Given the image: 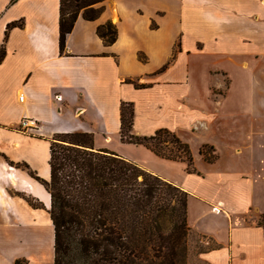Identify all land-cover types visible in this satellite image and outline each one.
<instances>
[{
    "label": "crops",
    "instance_id": "crops-1",
    "mask_svg": "<svg viewBox=\"0 0 264 264\" xmlns=\"http://www.w3.org/2000/svg\"><path fill=\"white\" fill-rule=\"evenodd\" d=\"M100 6L95 20L80 13L62 53L60 0H0V264H55L51 193L30 172L49 181L52 141L75 132L187 192L193 233L215 246L208 264H264V0ZM109 21L112 44L97 33ZM123 102L135 134L187 142L194 170L122 141ZM163 160L177 175L150 165Z\"/></svg>",
    "mask_w": 264,
    "mask_h": 264
},
{
    "label": "trees",
    "instance_id": "trees-1",
    "mask_svg": "<svg viewBox=\"0 0 264 264\" xmlns=\"http://www.w3.org/2000/svg\"><path fill=\"white\" fill-rule=\"evenodd\" d=\"M104 1L60 0L62 53L80 13L86 20H95ZM97 33L112 44L118 30L109 21ZM5 53L1 47L0 62ZM134 116L133 104L123 102L122 141L144 145L163 159L186 161L188 171L194 170L187 142L168 129L152 136L135 134ZM200 153L209 162L216 160L213 146L204 145ZM50 166L49 181L33 171L30 174L51 193L55 264H188L193 231L183 189L114 151L96 148L93 135L84 132L56 135ZM260 223L264 224V217ZM211 248L215 246H202L200 255Z\"/></svg>",
    "mask_w": 264,
    "mask_h": 264
},
{
    "label": "rangeland",
    "instance_id": "rangeland-1",
    "mask_svg": "<svg viewBox=\"0 0 264 264\" xmlns=\"http://www.w3.org/2000/svg\"><path fill=\"white\" fill-rule=\"evenodd\" d=\"M128 144L124 145L127 146ZM134 146H138L137 144H133ZM131 146V145H129ZM117 148L123 149V147L121 146H117ZM126 148V147H125ZM143 148V152L144 154H148V152L150 151L151 153L153 152L152 150L147 149V147H145L144 145H142ZM128 153H130L132 155V152L129 151ZM154 153V152H153ZM152 153V154H153ZM134 154H138V151H134ZM157 155L154 156V158H156ZM163 163H161L160 165L158 163H153L150 162V165L155 168V169H159L160 171H163L164 174L166 175H177L176 173V168H178L177 166H179L176 163H171L170 161H161ZM206 241L203 237L197 236L196 234H194L193 232L191 233L190 237H189V247H190V251H189V260H188V264H208L206 261H204L201 257H200V251L199 249L202 248V246H210L206 245L205 242Z\"/></svg>",
    "mask_w": 264,
    "mask_h": 264
},
{
    "label": "built area",
    "instance_id": "built-area-1",
    "mask_svg": "<svg viewBox=\"0 0 264 264\" xmlns=\"http://www.w3.org/2000/svg\"><path fill=\"white\" fill-rule=\"evenodd\" d=\"M36 121L30 118H25L21 122L22 127H30V126H36Z\"/></svg>",
    "mask_w": 264,
    "mask_h": 264
}]
</instances>
